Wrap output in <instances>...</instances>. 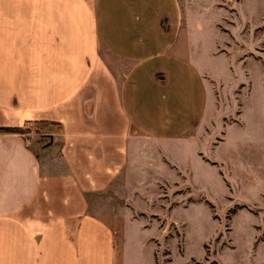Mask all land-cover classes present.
<instances>
[{"label":"crops","instance_id":"0c3cea01","mask_svg":"<svg viewBox=\"0 0 264 264\" xmlns=\"http://www.w3.org/2000/svg\"><path fill=\"white\" fill-rule=\"evenodd\" d=\"M192 11V0H0V264H119L112 210L140 174L141 140L168 168L206 112L204 60L179 39ZM35 119L52 127L7 129Z\"/></svg>","mask_w":264,"mask_h":264},{"label":"rangeland","instance_id":"374dc122","mask_svg":"<svg viewBox=\"0 0 264 264\" xmlns=\"http://www.w3.org/2000/svg\"><path fill=\"white\" fill-rule=\"evenodd\" d=\"M192 2L179 39L204 60L206 112L188 143L174 144L168 168L151 159L161 147L141 140L140 174L116 198L126 207L108 208L118 215L110 224L119 264H264V0ZM128 66L119 62V80ZM27 125L29 137L52 127ZM132 146L129 139V153Z\"/></svg>","mask_w":264,"mask_h":264},{"label":"trees","instance_id":"16d2710c","mask_svg":"<svg viewBox=\"0 0 264 264\" xmlns=\"http://www.w3.org/2000/svg\"><path fill=\"white\" fill-rule=\"evenodd\" d=\"M31 120H26L25 122H24V124L22 125V126H11V127H7V129H10V130H13V131H18V132H24V133H27L28 132V128H29V126L27 125L28 124V122H30ZM32 121H35V122H44L45 121V123L46 122H49V123H52V122H50V121H48V120H43V119H35V120H32Z\"/></svg>","mask_w":264,"mask_h":264}]
</instances>
